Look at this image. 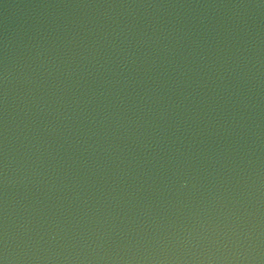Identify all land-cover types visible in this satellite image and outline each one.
<instances>
[{"label":"water","instance_id":"1","mask_svg":"<svg viewBox=\"0 0 264 264\" xmlns=\"http://www.w3.org/2000/svg\"><path fill=\"white\" fill-rule=\"evenodd\" d=\"M2 264H264V0H0Z\"/></svg>","mask_w":264,"mask_h":264},{"label":"snow or ice","instance_id":"2","mask_svg":"<svg viewBox=\"0 0 264 264\" xmlns=\"http://www.w3.org/2000/svg\"><path fill=\"white\" fill-rule=\"evenodd\" d=\"M0 264H2V262H0Z\"/></svg>","mask_w":264,"mask_h":264}]
</instances>
